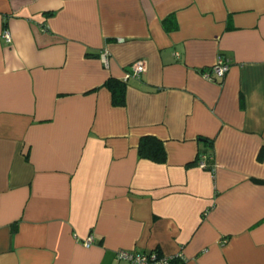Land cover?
I'll use <instances>...</instances> for the list:
<instances>
[{
  "label": "crops",
  "instance_id": "1",
  "mask_svg": "<svg viewBox=\"0 0 264 264\" xmlns=\"http://www.w3.org/2000/svg\"><path fill=\"white\" fill-rule=\"evenodd\" d=\"M119 249L264 264V0H0V264Z\"/></svg>",
  "mask_w": 264,
  "mask_h": 264
},
{
  "label": "built area",
  "instance_id": "2",
  "mask_svg": "<svg viewBox=\"0 0 264 264\" xmlns=\"http://www.w3.org/2000/svg\"><path fill=\"white\" fill-rule=\"evenodd\" d=\"M1 36L6 43L11 41L9 30L4 29ZM229 67V60L224 56H219L212 66L203 70L202 75L207 79L223 77ZM144 70V62L142 60H136L129 65V70L122 76V79L127 80L130 77H139ZM207 158H212V156L199 154L198 166L202 168L207 167ZM93 240V235L90 234L83 240V244L85 246H89ZM176 258L182 259V254L177 253L173 255H161L157 252H137L126 249H119L116 251V259L125 260L127 264H170L171 260Z\"/></svg>",
  "mask_w": 264,
  "mask_h": 264
},
{
  "label": "trees",
  "instance_id": "3",
  "mask_svg": "<svg viewBox=\"0 0 264 264\" xmlns=\"http://www.w3.org/2000/svg\"><path fill=\"white\" fill-rule=\"evenodd\" d=\"M171 16L163 19L164 25L168 28ZM104 86L110 90L111 102L115 106H122L126 102V80L118 77H108L104 81ZM138 152L140 155L152 160L162 162L166 158V152L163 142L155 136L144 135L140 138L138 144ZM159 254V253H158ZM182 259L176 258L171 260L170 264H178Z\"/></svg>",
  "mask_w": 264,
  "mask_h": 264
}]
</instances>
